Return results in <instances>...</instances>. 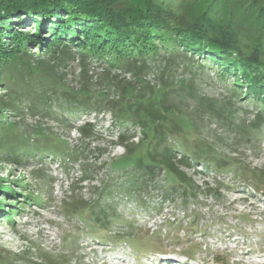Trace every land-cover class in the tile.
<instances>
[{
	"label": "rangeland",
	"instance_id": "374dc122",
	"mask_svg": "<svg viewBox=\"0 0 264 264\" xmlns=\"http://www.w3.org/2000/svg\"><path fill=\"white\" fill-rule=\"evenodd\" d=\"M62 51L59 48L49 54L53 69L50 79L62 82L76 96L89 90V101H95L92 105L104 107L100 111L96 107L73 111L55 102L52 110L44 111L51 116L31 111L29 106H20L21 116L4 113L31 137L35 128L42 126L54 140H64L70 152L21 162L0 154V262L166 264L165 259H171V264H264V187L251 175L264 172V126L250 128L259 113L264 115L263 104L252 96L246 99L231 79L222 76L219 67H210L201 57H192L190 64L161 48L140 83L136 76L113 68L106 59L82 58L84 55L73 47L66 50L72 52L70 55L66 52L64 56ZM41 54L36 51L34 57ZM127 83L137 91L151 93L163 84L179 90H166L162 101L155 106L150 103L147 110L154 124L160 131L161 124L170 131L168 142L174 141L178 148L195 153L210 147L214 155L235 162L236 171L208 169L201 162L184 166L179 164L181 151H176L177 170L184 172L197 190L188 203L182 201L186 193H166L170 161H156L159 169L150 179V195L136 192L131 197L116 198L113 207L120 217H114L112 226L101 223L92 228L87 222L92 211L84 213V220L78 214L81 208L100 202V192L107 183L124 178L127 172H137L131 167L115 170L112 161L135 152L143 143L147 144L145 150H153L159 140V135L146 134V121L137 118L132 123L120 117L119 109L111 108L114 100L119 106L125 100ZM100 91L106 93L104 98L98 97ZM3 92L0 89V96ZM149 94L145 98L150 99ZM184 114L193 121L190 131L169 120H183ZM89 124L88 133L92 134L85 135L82 126ZM161 152L160 147L158 160ZM192 214L197 216L196 232L189 226ZM126 224H132L144 237L142 249L136 248L141 242L120 241L125 238ZM169 224H173L174 234ZM148 238L154 244L147 242ZM189 248L195 252L192 256L187 254Z\"/></svg>",
	"mask_w": 264,
	"mask_h": 264
},
{
	"label": "trees",
	"instance_id": "16d2710c",
	"mask_svg": "<svg viewBox=\"0 0 264 264\" xmlns=\"http://www.w3.org/2000/svg\"><path fill=\"white\" fill-rule=\"evenodd\" d=\"M69 47L79 50L84 55L82 58L108 60L110 66L130 72L140 83L144 82L143 77L152 68L151 63L156 62L155 56L161 48L169 51L171 57L176 55L190 64L192 57H201L210 67H219L222 76L231 79L239 93L247 95L246 99L255 97L264 107V0H0V89L6 96V99L0 96V154L11 155L21 162L31 157L43 159L44 155L63 153L64 156L70 152L64 140H54L40 125L33 137L22 133L19 123L9 119L4 114L6 111L21 116L20 106H29L31 111L51 116L49 111H44L52 110L55 102L73 111L83 107L87 111L94 107L100 111L104 107L92 105L95 101H89L92 94L89 90L76 96L62 82L50 79L53 69L49 54L63 48L62 54L70 55L72 52L66 51ZM33 49L35 52H31ZM36 51L41 56L35 58ZM166 90L179 93L165 84L155 87L152 93L139 89L138 92L127 83L122 104L119 106L113 101L111 108L119 109L121 118L132 123L137 118L146 121V134L159 135V140L153 150H145L147 144L143 143L135 152L131 150L112 161L115 170L131 167L137 172H127L124 178L107 183L100 192V202L81 208L78 214L84 220L87 218L84 213L92 211L87 218L92 228L101 223L112 226L114 219L120 217L118 209L113 207L116 198L131 197L136 192L139 196L150 195V179L159 169L156 161H170L166 166V193H186L187 199L182 201L188 203V198L194 197L197 190L191 185V179L177 170L176 151H181L179 164L184 166L201 162L206 168L218 171L236 169L235 162L224 155H214L210 147L194 153L178 148L174 141L168 142L171 132L162 124L160 131L147 110L150 103L155 106L158 100L164 99ZM147 93L150 99L145 98ZM69 94H73L72 98H67ZM105 95L104 91L98 92L99 98ZM163 108L175 112L170 106ZM169 120L181 129L192 130L193 121L186 114L183 120ZM90 126H82L85 135L92 134V131L88 133ZM263 126L264 115L259 113L250 128ZM160 147L162 158L158 160L156 152ZM251 175L253 181L264 187L263 171ZM196 221L197 216L192 214L189 226H194L195 232ZM126 227L125 238L120 241L141 242L136 248L142 249L144 237L136 233L132 224ZM169 231L175 233L173 224H169ZM148 241L154 240L148 238ZM194 253L191 248L187 251L189 256Z\"/></svg>",
	"mask_w": 264,
	"mask_h": 264
},
{
	"label": "bare ground",
	"instance_id": "6f19581e",
	"mask_svg": "<svg viewBox=\"0 0 264 264\" xmlns=\"http://www.w3.org/2000/svg\"><path fill=\"white\" fill-rule=\"evenodd\" d=\"M149 256H150V254H149ZM147 257H148V255H147ZM165 261H166V264H171V259H165Z\"/></svg>",
	"mask_w": 264,
	"mask_h": 264
}]
</instances>
